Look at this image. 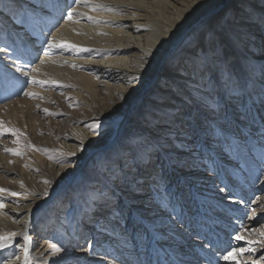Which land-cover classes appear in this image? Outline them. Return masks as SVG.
I'll return each mask as SVG.
<instances>
[{"label": "bare ground", "instance_id": "6f19581e", "mask_svg": "<svg viewBox=\"0 0 264 264\" xmlns=\"http://www.w3.org/2000/svg\"><path fill=\"white\" fill-rule=\"evenodd\" d=\"M18 1L20 2L17 3L15 1L16 5L14 0H0V80L1 76H3L7 80L15 83L20 82L21 84H29V88L32 91L31 93H37V88L41 87L42 84L51 86V88L54 86L55 88L65 91L67 98L72 99L74 103L79 101L78 97L80 93H86V96H91L92 102L88 103L91 112L87 111L83 116H75V114H72L70 120L75 124L74 129H77L76 132L81 131L80 133L86 135L88 133L87 130H89V133L91 131H96L97 138L95 137L93 140H83L79 138L81 134L78 133V135H75V130L69 133H63L61 137L64 139L73 138L76 141L79 140L83 145L88 146L86 152H91L93 148H101L104 145H108L106 143L107 137L112 130L110 122L116 113L115 111L119 109V113L122 112V117H124L125 112L129 109V105L125 107V98L131 101L137 94L141 93L145 86H147L146 84L151 79L155 78L158 66L166 64L167 59H170L169 67L171 69L168 70V73L164 74L165 76L177 78L179 83L176 84L178 87L170 86L171 88L169 90L164 91L162 98L170 96L174 88L176 91H180L181 89L178 90L177 88H179V84H181L184 88L189 87L194 91L193 93H195L197 97L194 108H197V106L203 109L204 106L208 107L206 98L209 97L212 92L207 90V87H209L207 81L201 79V74L198 71V66L203 59V52L201 48L197 47V37L205 28L206 24L210 20H213L212 14L217 12L225 0ZM234 1L235 4H233L226 13L216 18V20L220 21V24L217 25V31L220 33L219 38L225 41L228 48L229 61L236 79H238L241 84L247 85V87L244 90L243 96L237 101L236 98H226L228 111L230 113L228 114L226 126L228 129L230 128V130L231 125L240 126V131L243 128L239 125V119H246L245 128L249 129L250 118L254 122L258 121L260 132L264 133V120L261 121L259 118V114L264 113V83L261 84L264 82V78L259 75L260 69L264 67V59H262L264 58V0ZM34 13L41 15L40 23L35 22L36 14ZM63 13L65 14L62 17L63 21H60L62 24H60L58 28L52 30V32H48L50 28L59 21V19L56 20V18L62 16ZM69 13H71V18H69ZM202 17L205 19L204 28L198 34H194V36L191 35L186 42L180 44V40L183 38L186 29L194 21ZM4 19L6 23L3 22ZM13 25L16 26L13 28L11 27ZM247 37L251 39H247ZM171 45L176 46V48L178 47V49L170 56L168 51L171 49ZM39 49H43L44 53L42 58L38 59V62H36L35 58L37 57ZM195 50H198L197 54L194 52ZM255 50L259 51L258 54H255L256 56L253 57V59L249 58V55ZM189 51H193L190 52V57L188 55ZM261 59L262 61H260ZM34 63L36 64L34 65ZM192 65L195 66L190 73L188 70L191 69ZM250 66H254L255 74L250 71ZM125 83H127V86ZM157 83L163 84L162 86L164 87V83L167 84L164 82L163 77L158 79ZM3 89L5 88L2 87V90ZM70 89H77V92L75 91L73 93ZM167 93H169V95H167ZM193 93L190 92L192 95ZM103 94L108 95L105 102L101 101ZM179 100L184 101L182 98L175 102H169V100L164 104L162 103L163 105L158 103L160 105L158 107L162 106L166 108L171 106L173 110L176 108L173 106H176ZM230 101L237 103L241 108H244L243 104H247L248 109L242 113L241 118L234 117V111L236 109L232 108L234 104H229ZM257 102L260 103L261 110L255 107V103ZM250 104L253 107H251ZM83 107L86 109L85 106ZM158 107L154 108L156 109ZM185 108V112H182L181 110ZM185 108L180 107V113L184 115H186L185 113H189L190 121L193 122L195 119L193 108L191 109L189 105H186ZM209 109L208 107L207 112H210V115H212ZM248 110L251 111L248 113ZM58 112L62 113V110ZM200 113L203 112L200 111ZM179 119L180 117H178V120ZM160 128L175 130L173 125L170 127V124L161 125ZM211 129L213 131V127H211ZM202 130V132L200 131L199 138H195V140L188 142L195 144V147H202L204 149L202 160L205 161L203 164L201 163V170H204V173L202 174L203 171H201L200 174L193 173L184 175L197 184H201L202 187L197 188L198 190L196 189L197 186L188 188L186 191L178 190L179 194H174L175 196L171 195L173 202H171L172 200L169 198L166 202H161L157 195L154 197L156 199L155 201H158L162 208H171L174 211L172 215L175 216L176 220L170 216L171 214L168 213L169 210H166L163 215L158 214L156 219H146L145 217L139 219L138 217L137 220L131 223L132 225L122 226L116 231L109 229L108 233L112 235L115 240L113 242H106L105 244L108 243L107 248H102L101 253L93 252V259L85 258L81 252L82 254L79 260L85 261L86 264H100L103 262L102 257H105L104 255L107 254L112 258H116L113 264L121 262H125V264H219L221 262L218 261L217 258L215 260L210 255L203 252L206 256L203 254H201V256L207 262L206 263L193 254L194 248L203 249L209 247L204 243L205 241L207 242L205 238V241H199L200 239L198 240L197 237V239L194 238L189 241L191 237L190 234L195 232L197 227L190 222L193 217L190 216L187 211L188 205L184 203L188 200L185 199L194 198V200L197 201V197H200L207 203L221 205L223 210L236 212L242 216L247 214L246 210H248L249 207L243 204L242 201H238V199H229L228 196L230 194L227 188H233L235 193L238 191L237 194L245 192L237 185L234 179L231 180V187V184L226 182L224 178L230 176L231 173L234 175L232 177L236 179L243 176L241 171L244 172V166L247 167V164L245 160L242 161L239 159L240 157L250 162V165L253 161L258 162L257 158L261 161V155L259 153H261L264 158V141H262L264 138H262V140L260 139L264 135L259 134V131L254 129L255 135L248 131H244L242 137L235 138L233 131L230 133L228 131V136L225 138L217 137L215 143L209 146L205 142L207 131L205 132L204 128ZM161 132H163V130H161ZM147 134L150 138L149 141L154 143L155 147L161 149L163 145L158 142L157 136H151L147 133L146 129L138 125L134 127L131 126L126 132L124 131L119 139L121 141L113 147V154L121 156V159H123L125 154H122V152L127 151L126 148L129 147V144L134 142L136 138L147 136ZM179 135L180 137L175 138L173 136V138L175 143L180 144L187 135L183 132H180ZM90 140L94 144H92ZM148 143L150 147L151 145L154 147L153 144H150V142ZM221 144L222 150L224 149L230 158L238 156L234 154L236 151L244 155H239L238 161L234 164L229 163V161L221 162V164L216 158L217 154L220 152L215 153L216 149H219V147L221 148ZM144 148L147 147L142 145V149ZM199 151L201 150L199 149ZM86 152L80 154V159L83 163L89 157V153L86 154ZM73 153L74 156L72 155ZM26 154V163L33 162L34 160L31 152H26ZM76 155L74 151L58 154L60 158H56L59 160V162L56 163V174L53 173L51 175L49 172L46 174L40 166L36 165V168L40 169L42 174H44V177L41 175L38 177L46 181L53 180L56 175L58 176L65 172L67 167L70 166L69 164L65 165V162L70 163ZM163 155L164 159H167L166 162L170 167L173 159H170L166 154ZM175 155L176 153L172 152L171 157L173 158ZM61 158H64L65 161H61ZM146 159L147 157H144V159H138L137 161L139 168L141 165L140 170L143 175L148 173V168L144 163ZM128 162H133V160L130 161V159H128ZM238 164L240 167H238ZM122 165H126V163L123 162L118 167H122ZM149 165L147 166L149 167ZM220 166H223V168ZM112 167L118 168L116 165H112ZM156 172L159 171L157 170ZM214 173H218L227 191L224 188L221 190L216 189V186L220 183V179L214 177ZM255 173L256 171H254V174ZM203 175L209 176L208 182L202 180L201 177H203ZM147 176L151 178V174H147ZM108 177L113 179L112 177H114V175L111 174ZM262 181H264V176ZM249 188L251 192L260 191L261 189V187H253L252 183ZM161 189L163 191L173 190L177 192V186L174 185ZM199 190L201 191L198 193ZM33 191L34 194L38 193L41 197L43 196V200L54 197V194L51 196L49 195L50 197L48 195L46 196V194L43 195L41 187ZM157 191L156 189L154 194H156ZM213 193H217L218 196H211ZM29 195L26 194V196L21 197V199H19L20 201L17 202L20 203L30 199L31 196ZM9 197L10 196L7 194H0V205H2L0 206V237L7 236L9 233H16V235L12 236L7 241L0 239V254H2L3 250L10 247L11 242H16L20 238V235L23 233L25 234L33 225V223L28 222L29 219L27 220L28 223L24 221L22 225L14 221L13 216H10V210L11 212L20 214L29 204L22 203L24 206L20 205L19 208H10L5 202V198ZM181 199H183V202H180ZM39 200L40 198H34L33 205L31 204V207L28 208V213L32 211L34 204L38 203ZM253 203L260 205V216L264 215V197H262L260 202L257 201ZM153 205L155 206V203ZM180 207L183 208V210H181ZM137 211L138 210L135 209L136 215H139ZM132 214L133 211L130 212V215ZM25 217L27 218L28 215ZM184 217H186L185 221ZM238 217L239 216H237V218ZM256 219H260V217L254 218L251 223ZM177 220L184 224L179 227L180 225L178 226ZM250 220L251 219H248L244 223L242 221H231L232 225L230 224L229 231L237 228L240 232V234H236L234 238L232 236L233 240L237 241L236 245L239 246V249L230 251L233 258L229 260L221 259L223 262L226 261L227 264H249V261L252 260L251 264H264V260H259L255 257V255L264 248V238H260V236L263 237L264 235V229H261L257 233L255 232L256 230H249V228L246 227L248 226L246 223H249ZM208 221L213 223L211 220ZM215 223H220L219 225L222 224V226H224L225 223L228 222L218 217ZM196 224L198 223L196 222ZM203 225L204 224L201 223V229L206 230L207 236L211 235L212 238L216 240L213 244L216 243L218 245V251H224L232 247L233 244L230 245L228 241L225 240L226 234L221 231L220 237L218 229L211 231L210 227L206 228ZM139 226L146 228L147 235L146 237L144 236L145 238H143V236L139 237V232H134L135 228L142 229ZM59 228L60 227H58V229ZM20 231H22V233ZM115 232H117L118 235H116ZM165 232H168L169 236H166ZM258 233L260 236H258ZM133 235H135L136 240H138L137 243L133 242ZM200 235H202V237H207L202 233H200ZM238 235L244 238L238 240L236 239ZM166 238H171L172 242L158 244L160 240ZM38 239L39 238H37V240ZM34 240L35 238L33 241ZM195 241H197V243H195ZM179 242L183 243L185 246L180 245ZM144 243H146L147 249L143 248ZM201 243H204V245ZM241 243L244 246L240 247ZM31 244L33 243L26 240L23 244L22 252L19 256L12 259L10 264H25L24 251L32 247ZM50 248V245L44 244L41 249L37 251L39 258H43L46 264H51L57 256V253L54 252L47 253ZM252 250H254V254H252L253 257L244 256L245 253L251 254L250 252ZM137 251H139V253L136 254ZM138 255L143 259L142 261L139 259ZM112 258L110 259V263L113 260ZM177 258H180L182 263ZM63 259L64 258H62V260Z\"/></svg>", "mask_w": 264, "mask_h": 264}, {"label": "rangeland", "instance_id": "374dc122", "mask_svg": "<svg viewBox=\"0 0 264 264\" xmlns=\"http://www.w3.org/2000/svg\"><path fill=\"white\" fill-rule=\"evenodd\" d=\"M15 1L17 3L20 2L18 0H14L15 4ZM234 2V0H225V2L220 6L217 12L212 14L213 20H216V18H218L220 15L226 13V11H228L229 8L232 7L233 4H235ZM34 14H36L35 22L40 23L41 15L38 13ZM64 15L65 14L63 13L62 16L56 18V20L59 19V21L54 24V26L50 28L48 32H52V30L58 28L60 24H62V22L60 21H63L62 17ZM3 22L6 23V20L4 19ZM55 25L58 26L56 27ZM15 26L16 25H13L11 27L14 28ZM204 26L205 19L203 17L194 21L186 29L183 38L180 40V44L186 42L188 37H190L191 35L194 36V34H198L204 28ZM247 39L251 38L247 37ZM177 49L178 47L176 48V46L171 45V49L168 51V54L170 56L173 55V53ZM190 52L193 51H189V53L187 52L189 57ZM194 52L197 54L198 50H195ZM258 52L259 51L255 50L251 55H249L248 53L247 54L250 56L249 58L253 59V57L256 56L255 54H258ZM43 53V49L38 50L37 57L35 58L36 62H38V59L42 58ZM262 59L260 61H262ZM169 63L170 59H167L166 64H163V66L159 65L155 78L151 79L152 81L148 80L149 82L146 84L147 86H145L141 93L137 94V96L134 97L131 101L125 98V107L126 105H129V109L125 112V118L122 117V112L119 113V109H117L115 111L116 116L114 115L112 121L110 122V124L112 125V130L107 137L106 143L108 145H104L101 148H93L91 152H86L88 146L83 145L82 142H79V140L76 141L73 138H61L63 133H69L73 130H75V135H78V133L81 134L79 138H82L83 140H93L96 137V131H91L89 133V130H87L88 133L86 135L80 133L81 131L76 132L77 129H74L75 124L70 120L72 114H75V116H83L85 112L90 111V105L88 103L92 102L91 96H86V93H80L78 97L79 101L74 103L72 102V99L67 98L65 91L55 88L54 86L51 88V86L42 84L41 87L37 88V93H31L32 91L29 88V84H21L20 82L15 83L1 76L0 189H8V191L0 192V194H7L10 196L9 198H5V202L10 208H19L20 205L24 206L22 203L29 204L20 214H16L15 212H11L10 210V216H13L14 221L19 223L20 225H22L24 221L27 222L28 219V222L33 223V225L32 228L28 229L25 234H21L20 238L16 242H11L9 248L2 251V254H0V264H10L12 259L19 256L22 252L23 244L26 242V240L33 244H31L32 247L24 251L25 264H46L45 260L43 258H39V254L37 253V251L41 249L44 244L50 246L55 244L58 248L61 249V251L59 252L54 251L52 248L48 250V254L52 252L57 253V256L54 258L51 264H86L85 261L79 260V257L82 253L85 258L93 259V252L101 253L102 248H107L108 243L105 244L106 242H113L115 240V238H113V236L108 233L109 229L116 231L122 226L132 225L131 223L137 220L138 217L139 219L141 217H145L146 219H156L158 214L163 215L166 210H169L168 213L171 214L170 216L176 220L175 216L172 215L174 211L171 208H162L161 204L158 201V203L155 201L156 199L154 197L156 194L154 193L156 189L162 190L161 188H165L168 186H177V192L173 190L167 191L168 193H170L168 198L172 200L171 202H173V198L171 197V195L175 196L179 194L178 190L186 191V189L191 187L197 186L196 189L202 187L201 184H197L195 181H192L184 176L186 174L193 173L200 174L201 171H203L202 174L204 173V170H201V163L203 164V162L205 161L202 160V153L204 149L202 147H195V144H192L188 141L199 138V134L203 131V128L205 132L207 131L205 142L209 146L215 143L217 137L214 135V132L211 129L212 115H210V112H207L208 107L204 106L203 109L200 106H197V108H194L197 97L195 93H193L194 91H192L191 88H184V86L179 84L180 87L177 89H181V92L176 91L174 88V90H172L173 93H171L170 96L162 98L164 91L169 90L171 88L170 86L178 87L176 84L179 83L177 78H174L172 76H165V74L168 73V70L171 69L169 67ZM35 64L36 63H34V65ZM194 66L195 65H192L191 69L186 70L190 72L194 69ZM161 77H163L164 82L167 83H164L165 87L162 86L163 84L157 83L158 79H161ZM263 83L264 82H262L261 84ZM125 84L127 86V83ZM2 87H4L5 89L2 90ZM207 88L208 91H211L209 87ZM70 90L73 93L75 91L77 92V89ZM190 92L193 93V95L190 94ZM167 95H169V93H167ZM107 97V94H103V98L101 101L105 102ZM180 98H182L184 101L179 100L178 103H176V106H173L176 107L173 110L171 106L166 108L162 106L158 107L169 100V102H175ZM238 99L239 98H236V101ZM232 103L234 104L232 108L236 109L234 111V117L241 118L242 113L248 109L247 104H243L244 108H241V106H238L237 103H234L233 101L229 102V104ZM259 104V102L255 103V107L261 110ZM186 105H189L191 109L193 108L195 114V119L193 122L190 121L189 113H185L186 115L180 113L181 111L185 112ZM83 106H85L86 109H84ZM154 107L158 108L155 109ZM180 107H184L185 109L180 111ZM251 107L253 106L251 105ZM61 110L62 113H59L58 111ZM200 111H202L203 113H200ZM250 111L248 110L247 112L249 113ZM227 112L228 114H230L228 111V107ZM178 117H180L179 120ZM259 118L261 121L264 120V113H260ZM245 121L246 119H239V125H241L243 128L240 131V126L231 125V130L226 126V136H228V131L229 133L233 131V135L235 136V138H240L243 136L244 131H248L251 134H254V129L259 131V134L264 135V133L260 132L258 121L254 122L249 118V129L245 128ZM164 124H170V127H172L173 125L175 127V130L160 128L161 125ZM138 125L143 129H146L147 133H149L151 136H157L158 142L163 145L161 146V149L155 147L154 143L149 141L150 138L148 137V134L147 136H143L140 138L145 142L143 144L144 147H147L148 150L152 149L151 151H154L151 162H149L148 159L144 160V163L148 168L147 174H151V178H149L147 174L143 175L142 171L140 170L141 165L139 168V164L137 162L138 160L128 162V159H130V161L132 160L127 150L128 148H126V152H122V154H125L123 159H121V156L113 154V147L121 141L119 139L123 135L124 131L126 132V130L131 126L134 127ZM161 130H163V132H161ZM180 132L185 133V135L187 136L180 144L175 143L173 136L175 138L180 137ZM262 138H264V136H262L260 139L262 140ZM90 142L94 144L91 140ZM148 142H150V144H153L154 147H152V145L151 147H149ZM186 147L189 149H187ZM5 149H13L14 152H8L5 151ZM199 149L201 151H199ZM72 151H74L77 155L72 159L70 163L65 162V165H70L69 167H67L65 172L61 173L58 176L56 175L53 180L47 182L46 180H43L42 178L40 179V177H38L40 175L44 177V174H42L40 169L36 168V165L40 166V168L43 169L46 174L48 172L51 175L53 173L56 174V163L59 162V160L56 158H60L58 154L60 155ZM26 152H31L34 160L33 162L26 163ZM84 152H86V154L89 153V157L83 163L80 159V154ZM172 152L176 153L175 157L173 158L171 157ZM215 153H219L217 154L216 158L218 161H220V163L229 161V163L232 164L238 161L239 155L242 156L243 154L236 151L234 154L238 156L230 158L228 157L227 152L224 149L222 150V144L221 148L219 147V149L215 150ZM163 154H166L168 157H170V159H173L170 167L166 162L167 159H164ZM259 154L261 155V161L259 160V158H257L258 162L253 161L251 165L250 162H248L246 159H243V157L239 158L242 161L245 160L247 164V167L244 166L245 173L241 171L243 176L236 179L235 177H232L234 175L231 173L230 176L224 178L226 182L231 184V187V180L234 179L237 185L245 192L237 194L238 191H236L235 193L233 191V188H227L230 194L229 196L227 195L229 199H238V201H242L243 204H246L249 207L248 210H246L247 214L242 216L237 214L236 212L223 210L221 205L207 203L200 197H197V201H195L194 198L185 199L188 200L185 201L186 203H184L188 205L187 211L189 212L190 216L193 217L190 222L195 224V226L197 227H195V232H192V234H190L191 237L189 238V241L190 239H194L196 237L198 238V240L200 239L199 241H205L206 239L207 242L205 241L204 243H206V245H208L209 247L203 249H193V254L196 257L200 258L202 261L205 260L201 256V254L205 255L204 253H206L215 260L217 258L218 261H221L219 264H227L226 261L223 262V260H221L223 259V256L230 251L239 249V246L236 245L237 241L233 240L236 234H240L239 230H237L236 228L235 230L232 229L231 231H229L230 226L232 225V220L242 221L244 223L248 219H251L249 223H246L248 225L246 227L249 228V230H256L255 232L257 233L261 229H264V215L260 216V205H256V203H253L257 201L260 202L262 200V197H264V181H262L264 176V158L261 153ZM61 161H65L64 158H61ZM123 162H125L126 165L118 167ZM112 165H116L118 168L116 169L112 167ZM135 165H138V167ZM147 165H149V167ZM220 167L223 168V166ZM238 167H240L239 164ZM157 170L159 172H156ZM254 171H256L255 174ZM111 174L114 175V177H112L113 179H110L108 177ZM152 176H154L155 178ZM208 177L203 175V177L201 178L203 181L208 182ZM214 177L220 179L218 173H214ZM137 180L143 181V187L138 191L134 190L135 181ZM251 183L253 184V187H261L260 191L251 192L249 188V186H251ZM38 187L42 188L43 195L46 194V196H51L54 194V197L51 199L43 200V196L41 197V195H38V193L34 194L33 190L38 189ZM223 188L226 190L225 185L221 182L220 179V183H218L216 189L221 190ZM200 191L201 190H199L198 193ZM12 192L18 193V195L13 196L10 194ZM26 194H30L29 196H31V198L20 203L17 202L20 201L19 199H21V197L26 196ZM211 196H218V194L213 193ZM35 197L40 198V200L38 201V203L34 204L32 211L28 213V208L31 207V204L33 205ZM182 200L183 199H181L180 202H183ZM154 203L155 206L153 205ZM135 209L138 210L137 212L139 213V215H136ZM180 209L183 210V208L181 207ZM131 211H133L132 215H130ZM26 215H28L27 218L25 217ZM237 216L239 217L237 218ZM218 217H220V219L222 220L227 221L229 224L225 223L224 226H222V224L219 225L220 223L216 224L215 220ZM256 217H260V219H256L251 223V221ZM185 218L186 217H184V221L186 220ZM208 220H211L213 223L209 222ZM176 222L178 226L180 225L179 227L184 224L179 222V220H177ZM196 222L198 224H196ZM201 223L204 224L203 226H205L206 228L210 227L211 231H213L214 229H218V231L220 232V237L221 231L222 233L226 234L225 240L228 241L230 245L233 244L232 247H229L224 251H218V245L216 243L213 244V242H216V240L213 239L211 235L207 236L206 230L201 229ZM58 227H60V230L58 229ZM20 232L22 233V231ZM134 232H139V237L143 236V238H145L147 235L146 228H135ZM115 233L116 235H118L117 232ZM165 233L166 236H169L168 232ZM200 233H202L203 235L205 234L207 237H202ZM258 236H260L259 233ZM34 238L35 240L33 241ZM37 238L39 239L37 240ZM260 238H264V235L263 237L260 236ZM132 240L133 242H138L135 235H133ZM171 240V238L162 239L158 242V244L160 245L165 242H170ZM179 243L180 245L185 246L183 243ZM195 243H197V241H195ZM204 243L201 244L204 245ZM89 245H91V247H89ZM242 246L244 245L241 243L240 247ZM143 248L147 249L146 243H144ZM137 253H139V251H137L136 254ZM250 253L251 254L245 253L244 256L253 257L252 254H254V250H252ZM140 255L138 256L142 261L143 259L140 257ZM104 256L105 257H102L104 264H113L116 261V258H112L107 254ZM255 257L256 259L264 260V248L261 252L257 253ZM62 258L64 259L62 260ZM111 258L113 260L110 263ZM177 259L182 263L180 258ZM103 262L100 264H103ZM251 263L252 260L249 261V264ZM116 264H125V262Z\"/></svg>", "mask_w": 264, "mask_h": 264}, {"label": "snow or ice", "instance_id": "6c2138e0", "mask_svg": "<svg viewBox=\"0 0 264 264\" xmlns=\"http://www.w3.org/2000/svg\"><path fill=\"white\" fill-rule=\"evenodd\" d=\"M68 15L69 18H71V13ZM219 24V20H210L197 37V47L201 48L203 52V59L198 66V71L201 74V79L207 81L212 92V94L206 98V102L212 112L211 126L213 127L214 135L219 138H225L227 135L226 123L228 120L226 98L242 97L247 85L241 84L234 75L232 65L229 61V52L226 43L222 38H219L220 33L217 31V25ZM250 71L255 74L254 66H250ZM259 75L264 78V67L260 69ZM144 143L145 142L140 138H136L134 142L129 144L127 150L133 161L138 159L142 160L144 157H147L148 161L151 162L154 151L148 150L147 148L142 149ZM5 151L14 152L13 149H5ZM72 155H74V153ZM135 166L138 167V165ZM142 187V180L135 181L134 190L138 191ZM6 191H8V189H0V192ZM10 194L13 196L18 195V193L15 192ZM156 195L161 202H166L170 193L158 190ZM14 235H16V233H9L7 236L0 237V239L7 241ZM243 238L244 237L239 235L236 237L238 240ZM89 247H91V245H89ZM51 248L57 252L61 251L55 244L51 245ZM232 258L231 252L223 256L224 260Z\"/></svg>", "mask_w": 264, "mask_h": 264}]
</instances>
